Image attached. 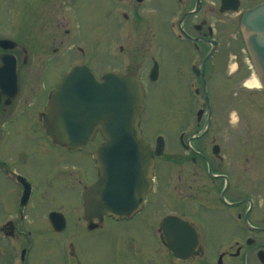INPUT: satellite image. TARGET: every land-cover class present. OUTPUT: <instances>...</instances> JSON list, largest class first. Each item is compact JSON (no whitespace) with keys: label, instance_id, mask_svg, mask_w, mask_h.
Instances as JSON below:
<instances>
[{"label":"flooded vegetation","instance_id":"flooded-vegetation-1","mask_svg":"<svg viewBox=\"0 0 264 264\" xmlns=\"http://www.w3.org/2000/svg\"><path fill=\"white\" fill-rule=\"evenodd\" d=\"M3 1L6 5L2 7ZM14 1L0 0V264H30L34 241L48 250L46 238L49 237L33 235L34 230H42L43 225L45 229L50 227L55 234L68 235L67 238H55L62 264H92L84 259V250L95 245L93 253H97L101 247L111 245L113 235H106V230L112 224L122 233L123 246L127 247L125 258L128 260L122 264H264V158L237 155L241 154V146L237 145L241 142V131L231 134L232 142L220 140L222 120L219 117L217 120V109L212 106L214 96L210 86L211 76L215 78L220 69L226 67L225 61L236 58L232 54L240 53L242 47L244 51L240 28L242 13L264 0H100L102 5L97 8L101 13L93 9L87 29L81 31L74 28L75 23L70 18L50 13L53 0H34L45 4L46 12L41 19L33 12L20 20L32 23L31 48L17 39L19 20L13 13L16 11ZM55 1L61 8L59 1L62 0ZM68 1L73 9L81 0ZM115 4L116 8H121L120 12L114 10ZM33 15L35 17L30 18ZM35 20L37 29L33 24ZM39 25L45 28H38ZM146 30L153 37V46L149 50L157 53L151 57L150 64H160V51H172L174 64L189 67L184 71L188 81L186 92L192 102L196 100L200 104L195 112V130L191 129L195 133L185 140L188 130L185 127L181 131L182 141L179 143L182 147L179 148L183 151L189 145L191 151L177 160L191 159L196 163V171L185 175L167 172V178L161 184L156 172V191L166 210L187 201L186 197H180L183 192L204 195L202 208L205 213L211 212L210 217L205 214V237L201 239L199 230L187 218L189 216L179 215L176 208V214L168 212L160 216L158 240L142 242L123 224L147 209L148 194L145 208L128 218L87 217L82 199L80 219L70 221L65 212L51 210L44 224L38 220L34 222L31 209L35 197L39 192L40 200L46 202L48 198L45 180L42 181L41 177L39 185H34L29 171L38 163L42 166H48L49 161L61 163L60 151L65 149L53 143L46 133L45 107L67 68L60 70L55 80L53 74L47 77L49 66L72 51L82 56L88 53L89 59L79 62L78 57H72L69 66L89 64L97 57L100 44L113 57L114 49L117 51L114 38L118 39V36L121 42L118 52L124 54L121 61L129 64L127 60L132 57L129 52L142 49L141 36ZM189 124L191 127L190 115ZM203 137L205 142L197 150L194 144ZM97 138L101 140L100 135ZM156 144L157 141L154 150ZM49 148L57 151V158L51 155ZM193 153L197 157L193 158ZM177 156L174 153L171 158ZM156 158L158 162L160 155ZM37 169L43 173L42 168ZM87 186L85 184L83 189ZM165 192L172 197H164ZM52 212L60 213L53 221L50 218ZM213 212L219 215L215 217ZM62 214L66 224L57 231L53 227L55 224L60 226ZM174 216L187 220L190 225L166 221ZM22 227L31 229L24 232ZM192 227L197 232L196 238L191 236ZM76 229L85 235L84 243L76 236ZM176 229L184 234L180 239L173 236ZM176 241L181 244L173 247Z\"/></svg>","mask_w":264,"mask_h":264},{"label":"rangeland","instance_id":"rangeland-1","mask_svg":"<svg viewBox=\"0 0 264 264\" xmlns=\"http://www.w3.org/2000/svg\"><path fill=\"white\" fill-rule=\"evenodd\" d=\"M98 1L99 2H96V0H93V2L90 0H81L79 4L71 9L68 0H66V2H64V0L59 1L62 5L61 8L60 5L53 0L50 4V13L70 18L71 22L75 23L74 28L81 31L84 30V28L87 29L93 9L97 11L98 14L101 13L97 7H100L102 3L100 0ZM14 2L13 8H15L16 11L13 13L17 15L19 20V31L16 34L17 39L31 48L29 35H31L32 23L20 20L26 19L27 14L33 12H36L39 19L43 18L46 12L44 8L45 4L39 3L40 1L35 2L34 0H16ZM4 5H6V3L3 1L2 7ZM115 6L116 4L114 5V10L120 12L121 8L118 9ZM33 8L34 10H32ZM6 11L9 12L8 10ZM79 15L82 16L83 21L78 19ZM34 17L35 15L30 18ZM38 18L36 17L37 20ZM37 20L33 21L35 29H37ZM91 27L92 26H90V28ZM38 28L42 29L45 28V26L39 25ZM86 34H88V32H86ZM149 34L150 31L148 30L143 32L140 43L142 49L139 52L130 50L129 53L132 57L127 60L129 64H125L121 61L124 54L118 52V45H121V42L118 40L120 37L118 36V39L114 38L117 51L114 49L113 57H111V52L108 51L107 48H104V45L100 44L96 52L97 57L92 59L89 65L99 74L119 69L125 72L138 73V75L143 78L141 80L147 90V106L143 113L145 122L143 124V129L148 135V140L154 137V140H152L154 142L156 135L159 134L163 136L166 142V150L164 149L160 154V158H158L157 162V179L158 183L161 184L163 180H166L167 172H181L185 175L188 173L192 174L196 171V163H193L191 159L177 162V160H180V157L187 156L185 151L183 152L180 150L177 136H179V130L185 127L188 130V132L185 133V139L188 138V135L190 136V134L192 135L195 133V112L200 107V104H197L196 100L195 103L192 102L186 92L188 81L185 79L186 75L184 71L186 72V69H189V67H185V64H174L173 61L175 57L172 51L162 50L158 53V59L160 61L158 77L156 80L148 78L149 70L152 66V64H150L152 61L151 57L157 54L149 50L153 46V37H150ZM241 49L240 53L232 54L236 58L232 60L229 58V60L225 61L226 67H224L222 71L220 69V73L216 74L215 78L211 76L210 86L214 96L212 106L217 109V120L218 117L222 120L220 126V140L222 142H232L233 139H231V134H233L234 131H241V142L237 143L238 146H241V154L238 153L237 155H241L242 157L248 156L252 159L253 157L264 158V92L257 87L249 88L245 85L249 79H254L255 76L251 64L243 51V47ZM105 51H107V53ZM72 52H67L66 57L61 58L59 62L55 64H51L47 77H51L53 74L56 80L58 72L72 63V57L75 59L78 57L79 62L89 59V56H87L88 53L86 56H82ZM236 66H238L237 69H235ZM45 81L46 79L44 82ZM220 94H222L221 98ZM220 108H222L223 114L220 113L219 115ZM189 115L191 127L189 124ZM191 129L194 130L191 131ZM16 139L22 140L20 137H16ZM204 142L205 137L195 142L194 145L196 149L198 150L199 146ZM224 145L226 146V144ZM94 146L95 144L93 143L81 150L68 148L62 151L59 150L63 157L61 163L49 161L48 166L46 164L42 166L38 163L35 168L29 171V176L34 185H39L38 181L41 177L42 181L45 180V192L48 198L46 202H44L43 199L40 200L39 192L35 197L31 209V214L33 218H35L34 222L38 220L44 224L43 221H47V213L51 210L65 212L70 221L80 219V216H82L81 200L83 197V186L89 184L97 175L94 160L92 158V149ZM49 151L52 156L57 158V151L55 149L49 148ZM174 153L178 155L177 158H171ZM192 157L195 158L197 155L193 153ZM37 167L42 168L45 174H43L41 170H38ZM201 171L202 168L200 167L199 172ZM57 174L60 176H57ZM157 179L154 181V188L149 194L150 202L147 209L134 220L123 224V227H128V230L139 237L142 242H154L158 240L157 230L160 216L162 214H168V212H175L174 214H176L175 209L177 208L179 215L183 213L190 217L185 216L190 220L193 226L197 227L199 235L201 239H203V237H205V214H207L208 217L211 215L210 211H206L205 213V209L202 208L205 202L204 195L195 194L194 191H188L191 195L187 192H183L180 197H186L187 201L180 202L181 204L177 203L174 208H167L166 210L161 200L158 198V193L156 191ZM166 188H168L167 185ZM164 197L170 198L172 195L165 192ZM216 215L219 214L213 212V216L216 217ZM18 225L22 226L20 224ZM31 225L32 224L29 226ZM22 228L24 232L31 229V227ZM46 228L47 229L44 228V225L42 230L33 228L35 229L34 231L39 232L38 235L36 232L33 234L35 237H49L46 238L49 245L47 250L46 247L34 241L32 252L29 255V259L31 260L30 264H62V256L55 245V238H65L68 235L67 233L55 234L50 227ZM106 231V235H113L112 244L101 247L97 250V253H93L95 245H93L92 249H90V246H87V251L84 250L86 252L84 259L91 261L92 264H122L126 262L128 260V258H125L127 247L123 246L122 233H120L119 229L115 228L114 224L109 225ZM76 232L79 241L84 243L85 235L80 232L79 229H76ZM202 242L204 243L205 241L202 240ZM89 252L91 254H89Z\"/></svg>","mask_w":264,"mask_h":264},{"label":"water","instance_id":"water-1","mask_svg":"<svg viewBox=\"0 0 264 264\" xmlns=\"http://www.w3.org/2000/svg\"><path fill=\"white\" fill-rule=\"evenodd\" d=\"M241 29L264 89V3L243 13ZM145 95L138 78L117 71L97 77L85 65L67 71L52 94L46 125L57 142L81 147L97 129L107 138L96 153L101 174L84 194L88 216L125 217L143 205L154 168L140 127Z\"/></svg>","mask_w":264,"mask_h":264},{"label":"bare ground","instance_id":"bare-ground-1","mask_svg":"<svg viewBox=\"0 0 264 264\" xmlns=\"http://www.w3.org/2000/svg\"><path fill=\"white\" fill-rule=\"evenodd\" d=\"M247 86H250V87H253V86H259V81L257 78H254V79H249L247 82H246Z\"/></svg>","mask_w":264,"mask_h":264}]
</instances>
